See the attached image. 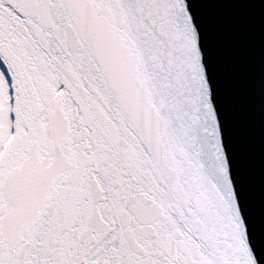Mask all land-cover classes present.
<instances>
[{"label":"snow or ice","instance_id":"obj_1","mask_svg":"<svg viewBox=\"0 0 264 264\" xmlns=\"http://www.w3.org/2000/svg\"><path fill=\"white\" fill-rule=\"evenodd\" d=\"M186 0H0V264H260Z\"/></svg>","mask_w":264,"mask_h":264},{"label":"water","instance_id":"obj_2","mask_svg":"<svg viewBox=\"0 0 264 264\" xmlns=\"http://www.w3.org/2000/svg\"><path fill=\"white\" fill-rule=\"evenodd\" d=\"M250 244L264 264V0H186Z\"/></svg>","mask_w":264,"mask_h":264}]
</instances>
